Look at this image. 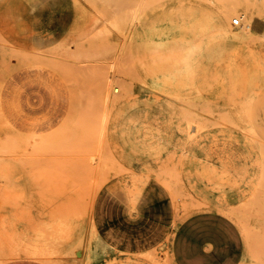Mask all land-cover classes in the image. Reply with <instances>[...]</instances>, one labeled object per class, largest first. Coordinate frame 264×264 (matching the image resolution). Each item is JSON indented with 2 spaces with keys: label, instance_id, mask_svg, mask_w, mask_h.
<instances>
[{
  "label": "rangeland",
  "instance_id": "374dc122",
  "mask_svg": "<svg viewBox=\"0 0 264 264\" xmlns=\"http://www.w3.org/2000/svg\"><path fill=\"white\" fill-rule=\"evenodd\" d=\"M18 261L264 264V0H0Z\"/></svg>",
  "mask_w": 264,
  "mask_h": 264
},
{
  "label": "crops",
  "instance_id": "0c3cea01",
  "mask_svg": "<svg viewBox=\"0 0 264 264\" xmlns=\"http://www.w3.org/2000/svg\"><path fill=\"white\" fill-rule=\"evenodd\" d=\"M164 28H165V30H164V34H170V35H174V34H176V32L175 31H173V28H174V26H172V25H170V24H167V25H165L164 26ZM236 39L233 37V38H230L229 40H227V44H228V42L230 43V42H233V41H235ZM225 46H227L226 44H225ZM13 264H40V263H36V262H30V261H28V262H16V263H13Z\"/></svg>",
  "mask_w": 264,
  "mask_h": 264
},
{
  "label": "bare ground",
  "instance_id": "6f19581e",
  "mask_svg": "<svg viewBox=\"0 0 264 264\" xmlns=\"http://www.w3.org/2000/svg\"><path fill=\"white\" fill-rule=\"evenodd\" d=\"M240 17H242V16H240ZM229 19H230V18H229ZM234 19H239V18H232V19H231V20H232V23H233V20H234ZM246 24H247V23H246ZM249 24H250V25L247 26L248 29H250V27H251V23H249ZM229 26H230V25H229ZM248 29H246V30H248ZM245 32H246V31H245ZM225 33H226V32H225ZM247 33H248V32H247ZM249 33H250V32H249ZM262 39H263V38H262ZM153 41H155V40H153ZM173 54H175V53H173ZM116 89H117V87L114 88V92L119 91V90H116ZM138 193H140V192H138ZM138 200H139V199H138ZM201 207H202V205H201ZM199 208H200V205H199ZM224 215H225V214H224ZM233 215H234V214H233ZM240 222H241V221H240ZM243 228H244V227H243ZM94 229H95V228H94ZM244 232H245V231H244ZM135 263H136V262H135Z\"/></svg>",
  "mask_w": 264,
  "mask_h": 264
},
{
  "label": "built area",
  "instance_id": "2783aa9c",
  "mask_svg": "<svg viewBox=\"0 0 264 264\" xmlns=\"http://www.w3.org/2000/svg\"><path fill=\"white\" fill-rule=\"evenodd\" d=\"M240 24H241V20L240 19H234L233 20V25L239 26Z\"/></svg>",
  "mask_w": 264,
  "mask_h": 264
}]
</instances>
